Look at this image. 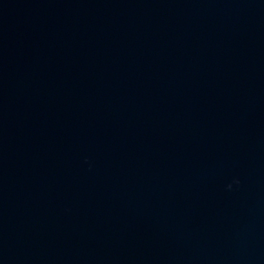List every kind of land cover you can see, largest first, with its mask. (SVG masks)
<instances>
[{
  "label": "water",
  "instance_id": "obj_1",
  "mask_svg": "<svg viewBox=\"0 0 264 264\" xmlns=\"http://www.w3.org/2000/svg\"><path fill=\"white\" fill-rule=\"evenodd\" d=\"M0 264H264V0H0Z\"/></svg>",
  "mask_w": 264,
  "mask_h": 264
}]
</instances>
